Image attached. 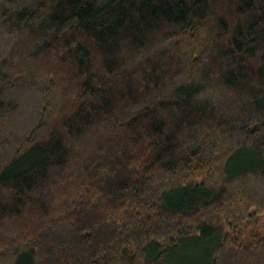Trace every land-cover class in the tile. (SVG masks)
<instances>
[{"label":"trees","instance_id":"obj_1","mask_svg":"<svg viewBox=\"0 0 264 264\" xmlns=\"http://www.w3.org/2000/svg\"><path fill=\"white\" fill-rule=\"evenodd\" d=\"M195 240L264 264V0H0V264Z\"/></svg>","mask_w":264,"mask_h":264},{"label":"rangeland","instance_id":"obj_2","mask_svg":"<svg viewBox=\"0 0 264 264\" xmlns=\"http://www.w3.org/2000/svg\"><path fill=\"white\" fill-rule=\"evenodd\" d=\"M222 228L224 229V231L228 230V226L226 224H222ZM212 243L213 240H211L208 244L205 240H195L192 242H188L182 246L180 245L179 247H177V249L175 248V251L174 249H172V251H169L166 255H164L163 260L160 264H180L179 261H181V254L183 253L195 260L193 262L201 263L204 259L203 250L212 245ZM198 257H200V259H198Z\"/></svg>","mask_w":264,"mask_h":264}]
</instances>
